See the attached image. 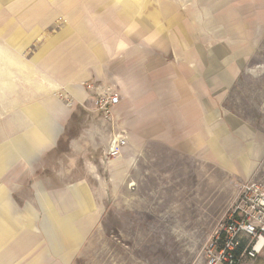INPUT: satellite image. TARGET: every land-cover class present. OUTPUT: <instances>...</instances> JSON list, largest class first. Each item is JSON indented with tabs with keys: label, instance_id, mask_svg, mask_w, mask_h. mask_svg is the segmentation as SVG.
Segmentation results:
<instances>
[{
	"label": "rangeland",
	"instance_id": "rangeland-1",
	"mask_svg": "<svg viewBox=\"0 0 264 264\" xmlns=\"http://www.w3.org/2000/svg\"><path fill=\"white\" fill-rule=\"evenodd\" d=\"M30 1L0 0V29L5 33H22L19 15L25 10L31 12L35 5L38 7L31 12L32 17L38 11L52 13L46 19H30V25L23 28L24 35L30 34V39L24 38L27 45L23 51L10 49L23 62L27 61L21 68L27 71L22 74L20 68H13L11 90L0 93V142L25 136L33 129L21 116V107L35 101L52 104L58 110L59 114L55 113L54 117L58 118L57 126L62 135L54 145H48L38 154L35 163L16 162L0 176V185L9 187L12 200L21 210L28 205L33 208L38 225L42 224L44 213L36 197V185L47 193L67 190L72 184L76 188H86L93 205L80 213L75 224L81 228L89 216L93 225L90 222L86 236H79L73 257L67 264H203L205 245L218 225L230 215L238 196L236 182L264 176V156L261 154L264 144V52L257 54L255 65L251 67H207L208 73L218 71L226 76L233 69L239 74L234 82L223 83L229 92L220 106L223 112L231 110L238 116L239 127L231 129L223 122L220 132H212L214 139L207 140L206 162H198V157L170 147H145L138 153L135 148H128L121 156L124 160L133 158L134 163L125 175L112 178V159H105L104 152L113 128L94 112L85 84H105L117 94L118 84L95 78L83 83L74 81L70 84L84 88L86 92V97L79 100L52 75L51 67L32 64L37 56L44 60L57 49L68 50L80 27L73 26L67 13H79L85 18L93 8L82 2L72 5L67 0ZM174 1L183 11L194 5L201 16L196 20L206 22L201 34L214 37L212 33L221 27L220 23L215 24L216 0ZM141 3V11L147 13L143 16L152 19L149 12L155 10V0ZM113 5L102 12L96 8L94 16H103L113 9ZM35 28L39 29L33 32ZM59 35L62 38L57 39ZM205 45L208 58H212L213 45L209 42ZM166 60L177 64L180 58L172 51ZM17 116L19 120H13ZM116 119V128L123 127L122 120ZM245 122L249 123L250 129L254 126L253 141L246 139ZM218 133H222V140ZM250 136L252 139L253 134ZM221 141L223 146L215 145ZM47 247L45 234L40 231L31 250L21 253L25 255L14 264L31 262L41 252L48 251ZM18 250L16 243L11 242L1 256ZM47 257L38 258L39 264L49 260L59 264L55 258Z\"/></svg>",
	"mask_w": 264,
	"mask_h": 264
},
{
	"label": "crops",
	"instance_id": "crops-1",
	"mask_svg": "<svg viewBox=\"0 0 264 264\" xmlns=\"http://www.w3.org/2000/svg\"><path fill=\"white\" fill-rule=\"evenodd\" d=\"M68 1L72 5L82 2L93 10L87 12L85 18L79 13H67L73 26L80 27L70 48L57 49L44 60L37 56L32 64L51 67L52 75L79 100L86 97V92L70 84L74 81L83 83L95 78L116 82L121 100L115 116L130 132L129 145L124 152L128 148H135L138 153L145 147H170L198 157V162H206L207 140L214 139L212 132H220L223 122L231 129L239 127L238 116L231 110L223 112L220 107L229 92L223 83L234 82L239 74L233 69L226 76L218 71L208 73L207 67L255 65L257 54L264 52V0H216L214 23H220L221 27L212 33L214 37L201 34L206 22L196 20L201 16L194 5L183 11L174 0H155V10L149 12L150 20L143 16L147 13L141 11V1L149 0ZM111 4L114 5L109 12L94 16L96 8L102 12L111 8ZM31 12L25 10L19 15L22 33L9 34L0 29L1 94L13 86V68L26 66L27 61L23 62L10 51L21 52L27 45L24 38L30 39V34L24 35L23 28L28 27L34 17L46 19L52 14L38 11L32 17ZM36 29L39 28L32 29L33 32ZM208 42L214 48L212 58L207 56L205 44ZM53 43L55 41L49 46ZM172 51L180 58L177 64L166 60ZM26 71L21 69L20 72ZM45 105L35 101L21 107V116L33 129L25 136L0 142V176L19 160L35 163L38 154L60 139L62 130L57 126V116L54 117L58 110L52 104ZM19 116L13 120L18 121ZM245 124L246 139L253 141L254 126L250 129L249 123ZM223 144L221 141L215 145ZM262 146L264 156V144ZM133 163V158L124 160L118 156L112 159V178L125 175ZM76 187L72 184L67 190L47 193L36 185V197L44 213L42 224L38 225L33 208L28 205L21 210L12 200L9 187L0 185V264H14L16 259L19 263L25 255L21 253L31 250L40 231L45 234L48 251L47 254L41 252L38 258L53 257L59 264L71 260L79 236H86L88 232L91 218L88 216L81 228L75 222L81 212L93 205L86 188ZM23 233L28 236H22ZM11 242L16 243L18 252L9 251L6 257L1 256ZM38 258L26 264H39ZM44 264L53 263L49 260ZM245 264H264V251L254 260L247 259Z\"/></svg>",
	"mask_w": 264,
	"mask_h": 264
},
{
	"label": "built area",
	"instance_id": "built-area-1",
	"mask_svg": "<svg viewBox=\"0 0 264 264\" xmlns=\"http://www.w3.org/2000/svg\"><path fill=\"white\" fill-rule=\"evenodd\" d=\"M85 86L94 112L113 128L104 152L105 159L110 161L121 156L129 145L128 129L115 126L120 96L105 84L86 82ZM236 188L238 196L230 215L205 245L203 264H245L264 251V176L236 182Z\"/></svg>",
	"mask_w": 264,
	"mask_h": 264
}]
</instances>
